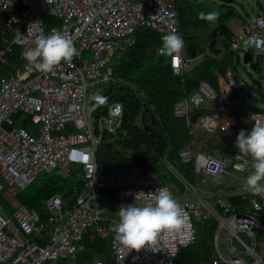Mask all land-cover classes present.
Wrapping results in <instances>:
<instances>
[{
	"label": "built area",
	"instance_id": "2783aa9c",
	"mask_svg": "<svg viewBox=\"0 0 264 264\" xmlns=\"http://www.w3.org/2000/svg\"><path fill=\"white\" fill-rule=\"evenodd\" d=\"M177 1L0 0V7L10 10L4 27L13 33L12 40L0 48V62L8 63L6 54L19 45L27 65L17 74L0 77V264H78L74 261L77 251L84 248V234L92 227L98 236L110 241L113 261L97 259L102 264H174L178 254L196 240L195 218L202 221L208 216L218 223L215 253L209 264H264V195L244 190V180L252 171L251 157L236 147L228 153L195 148L193 143L181 148V160L194 165V182L164 157L161 162L179 181L180 185L174 186L166 185L157 171H145L139 164L101 167L98 163L105 134L117 133L124 107L121 101L112 102L95 122L89 107L96 97L94 87L113 79L114 65L133 43L138 29L151 28L164 34L174 30L181 36ZM46 17L61 20V25L47 29ZM53 29L70 36L79 55L71 64L62 61L53 73H42L23 53L35 46L41 32L48 35ZM233 35L231 50L264 57V15ZM208 53L190 57L182 51L175 67L171 59L174 73L191 72ZM237 85L232 69L218 88L201 80L194 92L174 103V115L185 119L192 137L214 135L223 118L232 115L243 116L241 122L246 121L250 131L254 119L264 115L256 113L236 92ZM202 108L212 112L197 115ZM19 112L39 115L38 135L21 125L10 127ZM74 165L82 168L84 185L81 190L77 185L72 187L74 200L70 203L61 193L50 196L46 200L47 221L16 200L18 190L42 172L67 178ZM229 181L234 189H223L231 185ZM161 186H167L180 204L186 225L180 232L161 234L151 248L128 253L113 230L118 208L134 201L142 203ZM234 196H241V203L248 202L246 210L237 209L231 200ZM1 197L9 201L12 213L6 212ZM223 231L228 243L225 252L221 247ZM241 231L252 239L250 245L239 239L245 251H238L231 243ZM42 239L46 242H39Z\"/></svg>",
	"mask_w": 264,
	"mask_h": 264
},
{
	"label": "trees",
	"instance_id": "16d2710c",
	"mask_svg": "<svg viewBox=\"0 0 264 264\" xmlns=\"http://www.w3.org/2000/svg\"><path fill=\"white\" fill-rule=\"evenodd\" d=\"M181 37L184 40V53L195 57L198 53H209L189 73L175 74L171 66V58L158 54L162 45L161 37L164 33L151 28H140L133 35V43L123 52L119 61L114 65V76L109 81L98 82L94 89L98 92L90 103V109L94 121L107 111L108 106L115 101H121L124 114L121 126L116 134H105L104 143L99 148V166L122 165L130 167L139 164L145 171L153 169L157 171L166 185L179 184L177 177L168 172L161 159L167 157L175 164L179 172L195 181L196 174L192 162H183L179 156V150L188 143H193V137L189 134L184 118L174 115V103L194 92L201 80L210 82L219 87L221 79L229 69H232L234 78L239 84L238 72L233 64L237 52L222 50V46L228 41L233 31L229 29L226 20L236 16L235 8L230 4H216L214 0H178L177 1ZM226 8V12L220 10ZM216 10L220 13L213 28H209L208 22L200 20V11L208 12ZM8 14L0 12V48H4L7 42L13 38V33L3 27ZM46 28L61 25V20L54 17H46ZM226 27L227 36L220 35V30ZM22 47L14 45L13 50L6 54L10 62L18 66L24 63L21 58ZM258 67L260 66V58ZM9 64L0 62V77L11 75ZM236 92L239 93L238 88ZM241 94V93H240ZM256 113L264 114L254 109ZM211 108H202L197 115L210 113ZM142 113L145 126H151L152 130L145 131L138 122ZM15 125L27 128L33 135H38L41 121L38 114L19 112L13 116ZM247 130L244 122L235 125H225L221 122L217 138H206V144L202 149L218 152H229L235 147V141L240 130ZM69 131L72 128L69 127ZM220 133V134H219ZM208 137V135H206ZM117 146L121 148L119 151ZM42 172L41 178L35 180L24 189H19L16 199L27 205L31 210L37 211L42 221H47L49 210L46 200L55 193H61L65 202L74 200L72 187L77 185L79 190L84 185V176L81 167L74 168L67 181L55 172ZM6 189V188H5ZM232 202L237 204L240 211L246 210L247 201H242L241 196L232 197ZM6 206V212L12 213L9 201L1 197ZM241 203V204H240ZM251 211V210H249ZM264 216V212L262 213ZM196 223V240L185 247L175 258L174 264H208L213 259L215 248L213 236L217 228V221L213 216H208L204 222ZM45 243L46 240H39ZM84 248L78 250L74 259L75 263L84 264L97 259L106 262L113 261L110 241L98 236L95 228H89L84 234ZM66 260H63V262Z\"/></svg>",
	"mask_w": 264,
	"mask_h": 264
},
{
	"label": "clouds",
	"instance_id": "9594fccd",
	"mask_svg": "<svg viewBox=\"0 0 264 264\" xmlns=\"http://www.w3.org/2000/svg\"><path fill=\"white\" fill-rule=\"evenodd\" d=\"M219 15L220 13L216 10L200 11L198 18L207 21L209 28H213ZM231 37L232 35L230 45ZM161 41L162 45L158 49V54L171 58L175 67V62L179 60L184 49L183 38L173 30L162 35ZM78 55L71 37L55 29L48 35L41 32L35 39V46L23 53L24 58L42 73H53L62 61L71 64L73 58ZM259 58L261 57H254L255 60ZM254 120L255 124L250 131L240 130L235 147L239 153L251 157L252 171L244 180L242 185L244 190L256 195H264V121ZM117 215L119 219L113 230L119 244L128 253L132 250L139 252L145 247L151 248L161 234L180 232L186 225L183 209L167 186L158 187L146 196L142 203L134 201L122 204L118 208ZM95 264H102V262L96 260Z\"/></svg>",
	"mask_w": 264,
	"mask_h": 264
},
{
	"label": "rangeland",
	"instance_id": "374dc122",
	"mask_svg": "<svg viewBox=\"0 0 264 264\" xmlns=\"http://www.w3.org/2000/svg\"><path fill=\"white\" fill-rule=\"evenodd\" d=\"M216 1V4H224L225 0H214ZM234 1V0H233ZM227 2L225 4L232 5L236 10V16L231 17L229 20H226V24L233 31V33H239L242 30V27L248 26L255 22L257 16L259 14L264 15V0H235L234 2ZM261 7L263 11H261ZM221 11L226 12V8L221 9ZM46 19V18H45ZM233 35V34H232ZM234 36V35H233ZM245 48H249V46H246ZM228 49H231L230 41L228 43L224 44L222 46V50L226 51ZM239 55H241L240 61L237 60V57L234 59V66L238 72V78H239V84L236 86L238 88L239 92L243 95L249 106H251L253 109L260 110L261 112H264V57L260 58V70H253L250 64L244 63V52L241 50L237 52ZM27 67L26 63L24 62L21 65V69H25ZM20 70H13V74H17ZM95 94H98L97 91L94 92ZM243 116L239 115H232L224 117L222 122L223 124L227 125H235L237 123H240ZM138 122L141 126H145L143 120H142V113L138 117ZM202 134V133H199ZM220 134V133H219ZM205 134L200 135V140H197V136L193 137L194 144L197 142L199 145H205ZM218 131L214 135H208L207 138H217ZM195 145V146H196ZM117 149L120 151L121 148L117 146ZM77 166H73L76 168ZM51 172L49 175L52 176ZM41 178V175L37 178V181ZM66 179V178H65ZM67 181H70L71 179H66ZM232 181L228 182V185L231 184ZM236 185H240L239 182L236 183ZM222 235L224 236V239H222V249L225 252L227 248V234L225 231H223Z\"/></svg>",
	"mask_w": 264,
	"mask_h": 264
},
{
	"label": "water",
	"instance_id": "95a60500",
	"mask_svg": "<svg viewBox=\"0 0 264 264\" xmlns=\"http://www.w3.org/2000/svg\"><path fill=\"white\" fill-rule=\"evenodd\" d=\"M229 1H233V0H225V3L229 2ZM0 10L6 13H9L10 10H5L3 8L0 7ZM220 35L223 36H227L228 31L226 27H223L220 32ZM230 39V37H229ZM244 58V63L245 64H250L251 67L253 68V70H258V61L254 59V56L251 52H246L243 56ZM240 59V55L237 56V60L239 61ZM152 130L151 126H145V131H150ZM239 239H243L245 241L246 244L250 245L251 244V237L244 231L238 232L237 236H233L231 238V243L236 247V249L238 251H245L246 247L244 246V244L239 240Z\"/></svg>",
	"mask_w": 264,
	"mask_h": 264
},
{
	"label": "crops",
	"instance_id": "0c3cea01",
	"mask_svg": "<svg viewBox=\"0 0 264 264\" xmlns=\"http://www.w3.org/2000/svg\"><path fill=\"white\" fill-rule=\"evenodd\" d=\"M261 11H263V9H262V7H261ZM0 12H1V10H0ZM3 27H4V25H3ZM245 27H247V26H245ZM245 27H242V29L243 28H245ZM4 41L5 42H7L8 43V39H4ZM6 64H9L10 65V69H11V72H13V70H20V66H18V64H16L15 62H10L9 60H8V63H6ZM22 70V69H21ZM11 74H13V73H11ZM260 114V113H259ZM262 115H264V114H262ZM261 121H264V118H262V119H260ZM244 122H246V121H244ZM200 135H202V134H198L197 135V140H200ZM206 138H207V136H205V141H206ZM193 145L195 146L196 145V143L194 144V142H193ZM203 146L204 145H199V143L197 142V145L195 146V148H203ZM77 167H79V166H77ZM177 168V167H176ZM173 174V173H172ZM71 176V175H70ZM69 176V177H70ZM61 177V176H60ZM69 177H67L66 179H69ZM62 178H64V177H62ZM169 185H172V186H174L175 184H169ZM234 187H235V185H234V183H232L230 186H227L226 185V187H224L223 189H225V190H232V189H234ZM211 188H214V185H213V183H211ZM21 189H24V188H21ZM8 197H9V199H10V196L8 195ZM235 197V196H234ZM13 199H14V197H12ZM15 200V199H14ZM17 200V199H16ZM18 201V200H17ZM5 208H6V206H5ZM114 212H116V210H113ZM196 219V218H195ZM204 219H206V218H204ZM204 219L202 220V221H200V220H197L196 219V221H200V222H202V224H203V222H204ZM213 242H214V236H213ZM209 264V263H208Z\"/></svg>",
	"mask_w": 264,
	"mask_h": 264
},
{
	"label": "flooded vegetation",
	"instance_id": "af4514ba",
	"mask_svg": "<svg viewBox=\"0 0 264 264\" xmlns=\"http://www.w3.org/2000/svg\"><path fill=\"white\" fill-rule=\"evenodd\" d=\"M234 1H235V0H234ZM234 1H233V2H234ZM258 70H260V66L258 67Z\"/></svg>",
	"mask_w": 264,
	"mask_h": 264
}]
</instances>
